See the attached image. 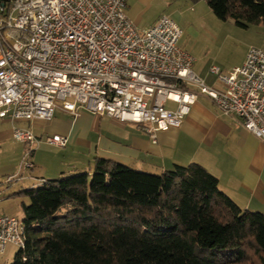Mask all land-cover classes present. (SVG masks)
<instances>
[{"label":"built area","instance_id":"1","mask_svg":"<svg viewBox=\"0 0 264 264\" xmlns=\"http://www.w3.org/2000/svg\"><path fill=\"white\" fill-rule=\"evenodd\" d=\"M127 1L0 0V121H47L58 108L74 116L84 109L134 124L155 141L179 127L202 95L264 142V48H249L228 72L211 67L222 87L207 86L179 44L180 28L161 17L139 30ZM12 137L30 146L28 158L31 130L13 125ZM46 141L67 143L60 135ZM24 236L22 220L0 217V254L7 244L22 248Z\"/></svg>","mask_w":264,"mask_h":264},{"label":"trees","instance_id":"2","mask_svg":"<svg viewBox=\"0 0 264 264\" xmlns=\"http://www.w3.org/2000/svg\"><path fill=\"white\" fill-rule=\"evenodd\" d=\"M204 1L218 20L264 26V0ZM19 194L25 236L10 264H264V214L197 163L151 174L95 158Z\"/></svg>","mask_w":264,"mask_h":264},{"label":"crops","instance_id":"3","mask_svg":"<svg viewBox=\"0 0 264 264\" xmlns=\"http://www.w3.org/2000/svg\"><path fill=\"white\" fill-rule=\"evenodd\" d=\"M192 71L201 78V66L193 64ZM213 87L222 86L215 81ZM13 125L31 130L36 138L35 148H31L28 156L33 161L29 171L34 172L23 178L27 189L36 187L39 179L52 180L61 173L86 172L95 158L151 174H160L173 165L197 163L217 178L219 190L240 209L264 214V142L246 132L236 117L223 115L205 96H198L179 127L158 132L155 141L134 124L120 123L84 109L74 116L58 108L47 121L14 124L0 121L1 146L14 140ZM53 135L66 138L65 147L48 144L46 138ZM28 149L30 146L23 144L24 153ZM47 149L53 155L62 154L59 162L52 161L51 171L34 158L37 152L46 153Z\"/></svg>","mask_w":264,"mask_h":264},{"label":"rangeland","instance_id":"4","mask_svg":"<svg viewBox=\"0 0 264 264\" xmlns=\"http://www.w3.org/2000/svg\"><path fill=\"white\" fill-rule=\"evenodd\" d=\"M127 5L129 20L140 30L150 27L161 17L171 19L182 32L180 46L193 58L194 65L202 67L200 79L208 86L213 87L216 81V76L209 73L211 67L228 72L242 63L243 54L249 48H264L263 25L243 29L231 20H218L204 0H128ZM51 152L47 149L46 153L40 151L34 156L36 162L48 166L47 171L54 168L52 161L62 159V154ZM24 154L23 144L15 140L0 145V217L22 220L21 203H27V199L19 193L27 189L23 178L34 172L23 168V160L33 163L31 158H24ZM13 177L9 182L8 179ZM17 250L16 246L7 244L0 254V264H10Z\"/></svg>","mask_w":264,"mask_h":264}]
</instances>
